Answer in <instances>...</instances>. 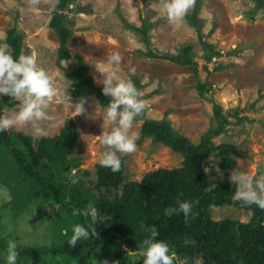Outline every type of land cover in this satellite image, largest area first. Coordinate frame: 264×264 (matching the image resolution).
Instances as JSON below:
<instances>
[{
    "label": "rangeland",
    "instance_id": "obj_1",
    "mask_svg": "<svg viewBox=\"0 0 264 264\" xmlns=\"http://www.w3.org/2000/svg\"><path fill=\"white\" fill-rule=\"evenodd\" d=\"M194 3L181 20L170 22L163 11L164 0H72L65 10L58 9L57 0H38L36 4L31 0H0V47L12 52L6 39L8 31L16 27L24 36L22 53L34 55L38 66L63 90L49 104V119L38 122L47 135H35L31 123L7 131L28 135L37 145L42 138L59 136L73 121L80 137L74 146L75 154L68 157L72 169L56 174L63 178V183L82 187L98 198L104 192L97 181L99 160L105 151L99 135L111 131L113 125L104 122L106 107L95 96L74 98V83L65 76L64 69L72 68L82 58L94 83L102 87L94 80V77L102 78L96 66L108 67V57L118 52L120 64L113 65L111 70H118L122 78L132 80L142 93L140 99L147 109L145 119H134L129 131L137 136L135 151L117 153L124 164L125 183L140 182L147 173L160 168L175 169L183 165L181 154L152 137L143 136L145 121L166 120L176 135L199 144L205 133L220 126L214 114L216 105L222 107L228 122L223 132L213 137V142L235 146L238 155H233L234 165L230 168L221 166L218 151L204 160L207 192H215L219 186L235 185L229 181L233 170L245 172L253 179L264 174V6L259 7L257 0H201L197 14L204 25L198 30L186 18ZM57 11L65 16V26L72 31L68 61L60 60L59 32L50 25ZM143 22L147 23L149 47L158 54L178 55L182 47L193 46L197 75L193 65L144 55L149 48L141 34L132 28L141 29ZM201 40L222 55L209 60L212 49L205 48ZM136 78L140 80L138 84ZM198 83L206 84L204 95H200ZM16 108L17 105L5 108L1 114ZM5 164L0 167V174L7 177L14 166L12 157ZM75 176L77 184L73 183ZM1 179L0 186L5 187ZM10 197L6 200L0 196V238L7 243L17 241V264H55L56 261L74 264L67 256H54L52 252L67 247L65 236L55 235L59 230V206L53 205V209L36 201L19 213L12 210L11 194ZM210 214L215 221L241 223H249L253 217L252 210L237 206L234 200L221 206L212 205ZM114 241L117 245L119 238ZM26 246L39 251L22 249ZM6 256L0 264H7Z\"/></svg>",
    "mask_w": 264,
    "mask_h": 264
},
{
    "label": "trees",
    "instance_id": "obj_2",
    "mask_svg": "<svg viewBox=\"0 0 264 264\" xmlns=\"http://www.w3.org/2000/svg\"><path fill=\"white\" fill-rule=\"evenodd\" d=\"M71 1L57 0L58 9H67ZM257 2L259 7L264 6V0ZM200 4L201 0H195L193 9L186 16L190 25L198 30L204 25L197 14ZM64 19L65 16L57 11L50 25L59 32V58L61 61H68L71 57L68 41L72 31L65 26ZM132 28L141 34L143 42L149 48L144 55L170 60L179 65H193L197 75V65L192 58L193 46L182 47L178 55H161L149 47L146 22H143L141 29L133 26ZM201 42L205 48L212 49L209 60L222 55L207 42ZM6 43L10 46L13 57H18L22 53L24 36L13 27L8 31ZM64 70L65 76L74 83V98L95 96L101 106L107 107L109 97L104 96L102 87L94 83L82 58L77 60V64L72 68ZM135 80L136 84L140 82L137 78ZM197 88L200 95H204L206 84L198 83ZM17 103L6 95L0 99V114L3 109L13 107ZM146 113L145 107L143 113L135 119H145ZM214 114L220 126L205 133L199 144L176 135L166 120L145 121L142 127L143 136L152 137L154 141L181 154L184 157L182 167L160 168L147 173L140 182L125 183L123 162L118 172L98 165L97 184L105 194L101 193L98 198L91 196L88 191H83L85 189L82 187L63 183V178L61 180L59 174H56L72 169L68 157L75 154L74 146L80 137L73 121L62 129L59 136L42 138L37 145L28 135L13 131L0 132V167L6 166L8 158L12 157L14 161L7 177L0 174L3 185L13 198V203L10 202L12 210L21 213L22 208L26 210L36 201L51 207L58 205L59 230H56L58 232L55 235L65 236L64 243H67L72 234V225L82 224L88 227L90 217H85L79 212L90 203L93 204L98 210V219L93 225L96 234L90 235L87 240L78 241L75 247L67 243L68 248L65 250L61 249L57 253L52 250L55 252L54 256H67L74 264H103L105 260L108 264H143V241L151 236L153 230L158 232L157 240H164L172 245L178 255L174 264H179L180 260H184L185 264H194L197 257L203 259V264H264V210L255 204L245 205L242 201H236L237 206L253 211L249 223L215 221L211 218L210 207L231 202L236 186H219L215 192H207L204 160L212 152L218 151L221 166L230 168L234 165L233 155H238L235 146L215 145L213 142V137L222 133L228 122L222 107L216 105ZM73 181L78 183V177L75 176ZM183 200L194 202L187 222L183 213L177 215L174 211L178 206L177 201ZM104 216L108 218L104 219ZM64 229H68L67 236L63 234ZM89 232H92V228H89ZM115 238H119L117 245ZM185 240L194 243L186 244ZM7 247L8 243L0 238V260L7 254ZM22 249L39 251L27 246ZM129 249L134 255H129Z\"/></svg>",
    "mask_w": 264,
    "mask_h": 264
},
{
    "label": "clouds",
    "instance_id": "obj_3",
    "mask_svg": "<svg viewBox=\"0 0 264 264\" xmlns=\"http://www.w3.org/2000/svg\"><path fill=\"white\" fill-rule=\"evenodd\" d=\"M36 4L38 0H31ZM194 0H164L163 11L166 12L170 22L181 20L192 7ZM121 56L113 52L107 60L108 67H97L102 78L94 77L97 84L102 85V94L109 97V102L104 110V122H110L113 126L111 131H102L99 135L100 143L105 146L101 153L99 164L118 172L121 168V160L117 153H132L136 149V134H129L134 119L141 115L145 109V103L140 99L142 93L137 89L131 79H124L118 70H111L113 65H119ZM134 73V69L131 70ZM50 79L48 73L38 66L34 55L21 53L18 57L0 47V96L7 95L14 101H18L17 108L7 114H0V132L9 130L14 126H23L31 123L34 134L47 135V131L39 126V121L49 119L47 109L54 97L61 94ZM83 112V111H82ZM103 129V124L101 125ZM229 181L236 185L232 199L242 201L245 205L255 204L264 210V174L253 179L245 172L232 171ZM76 181H73L75 183ZM0 196L10 200L7 188L0 186ZM194 202L183 200L177 201L174 209L177 215L183 213L187 222L192 212ZM85 217H90L91 222L86 228L82 224L71 226V236L67 240L68 245L75 247L80 240L89 239L95 235L93 225L98 219V210L93 204L79 212ZM92 228V232H89ZM67 236L68 229H64ZM158 232L153 230L151 236L143 241L141 255L143 264H174L177 259L176 252L170 250V245L164 240H157ZM185 243L194 241L185 240ZM133 254L129 249V255ZM19 253L17 241L10 240L7 247V264H17ZM108 264V261H103ZM179 264H185L180 260ZM194 264H203L202 258H195Z\"/></svg>",
    "mask_w": 264,
    "mask_h": 264
}]
</instances>
